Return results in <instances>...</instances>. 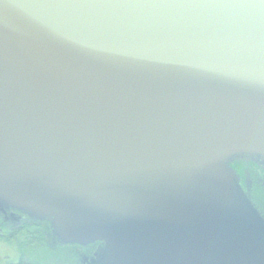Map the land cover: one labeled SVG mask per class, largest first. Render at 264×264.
<instances>
[{
  "label": "water",
  "instance_id": "water-1",
  "mask_svg": "<svg viewBox=\"0 0 264 264\" xmlns=\"http://www.w3.org/2000/svg\"><path fill=\"white\" fill-rule=\"evenodd\" d=\"M239 159L264 165V0H0V208L101 242L83 264H264Z\"/></svg>",
  "mask_w": 264,
  "mask_h": 264
},
{
  "label": "flooded vegetation",
  "instance_id": "flooded-vegetation-1",
  "mask_svg": "<svg viewBox=\"0 0 264 264\" xmlns=\"http://www.w3.org/2000/svg\"><path fill=\"white\" fill-rule=\"evenodd\" d=\"M231 167L239 175V184L245 195L251 203L264 216V165L254 161L235 160ZM8 240L15 243L20 241L26 246L32 244L47 246L50 243L53 250H55V258L49 264H59L64 262V257L72 261L75 258L79 259V254L86 255L90 259L95 258L102 246L101 242H96L89 245H79L77 243H62L55 235L50 222L47 220L36 219L29 214L14 209V208H0V241ZM21 261H26L32 264H48L44 261H30L22 257L16 261L11 260L6 264H18ZM56 262V263H55Z\"/></svg>",
  "mask_w": 264,
  "mask_h": 264
},
{
  "label": "rangeland",
  "instance_id": "rangeland-1",
  "mask_svg": "<svg viewBox=\"0 0 264 264\" xmlns=\"http://www.w3.org/2000/svg\"><path fill=\"white\" fill-rule=\"evenodd\" d=\"M56 252L51 247L50 243L48 245L41 247L37 244H30L26 246V244L17 241L15 243L9 242L8 240L0 241V264H6L11 260H17L22 257L25 260H30L34 262L44 261L45 263H52L51 260L55 258ZM78 258V256H77ZM75 258V260L77 259ZM64 262H60L59 264H71L72 261L64 257ZM73 261V264H83L82 256L79 254V259L77 261ZM56 263V262H55ZM58 264V263H57Z\"/></svg>",
  "mask_w": 264,
  "mask_h": 264
},
{
  "label": "trees",
  "instance_id": "trees-1",
  "mask_svg": "<svg viewBox=\"0 0 264 264\" xmlns=\"http://www.w3.org/2000/svg\"><path fill=\"white\" fill-rule=\"evenodd\" d=\"M18 264H32V263H27L26 261H21Z\"/></svg>",
  "mask_w": 264,
  "mask_h": 264
}]
</instances>
